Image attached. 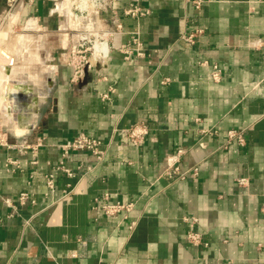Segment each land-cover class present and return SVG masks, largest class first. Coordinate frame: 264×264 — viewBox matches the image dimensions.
Instances as JSON below:
<instances>
[{"label": "crops", "instance_id": "obj_1", "mask_svg": "<svg viewBox=\"0 0 264 264\" xmlns=\"http://www.w3.org/2000/svg\"><path fill=\"white\" fill-rule=\"evenodd\" d=\"M196 1L119 0L120 14L131 4L149 13L121 16L123 34L108 44L138 32L144 56L125 61L113 47L106 68L72 84L69 48L105 20H75L73 0H19L10 11L0 0V33L9 31L0 46L13 58L0 62V128L9 143L31 146L0 148V195L14 206L0 200V264H264V51L255 47L264 0ZM196 30L195 44L181 46ZM140 123L143 143L121 142L116 130ZM231 129L243 131L244 146L226 144ZM81 133L112 144L100 162L70 153L73 175L58 172L49 192L58 145ZM179 150L177 166L197 167L196 177L164 173ZM21 192L35 203L20 205ZM103 194L133 203L126 219L91 209ZM185 217L197 218L201 245L187 241Z\"/></svg>", "mask_w": 264, "mask_h": 264}, {"label": "built area", "instance_id": "obj_2", "mask_svg": "<svg viewBox=\"0 0 264 264\" xmlns=\"http://www.w3.org/2000/svg\"><path fill=\"white\" fill-rule=\"evenodd\" d=\"M19 0H7L8 11H10L13 6ZM32 3L34 0H28ZM119 0H73V11L75 12V20H79L87 17L89 14L95 16L96 18H102L105 20V29H89V38L85 43L80 42L71 46L68 50L66 57V64L71 69L70 83L78 84L80 83L86 75V72L99 67L100 70L106 68V66L111 61L110 50L113 48L123 55L125 61H129L132 56L143 57L144 52L141 47L142 44L139 39L138 32L130 34V40L126 44L109 46V40L118 35L123 34V24L122 17H128L133 19H139L149 13L148 10L143 9L137 4H131L129 7L122 10L121 14L115 9V4ZM195 3L196 8L200 7L201 1L197 0ZM122 16V17H121ZM202 30H196L191 34H182L179 37V43L184 48H190L195 44L198 35L202 34ZM98 46L95 48V46ZM255 47L259 50L264 51V38L259 39ZM12 57V56H11ZM0 59L4 60L9 66L12 65V58L9 56H4L0 53ZM211 78L215 82H219L221 78V68L214 64L212 65ZM167 81V80H166ZM104 99H108V95H103ZM120 132V133H119ZM116 133L121 136V142H126L131 146H140L144 137L147 135L148 131L144 124H136L129 128L123 129L121 131L116 130ZM231 142H236L239 146L245 145V139L243 131L239 130H228L226 133V144ZM112 141L103 142L102 140L94 137L87 136L83 133L64 141L58 145L61 152L62 160L58 165L54 166L44 177L45 185L49 192H54L55 190V177L58 172H61L68 177H71L73 173L71 170L66 168L64 164V159L70 153L76 152H86L91 154L97 162H100L105 157L107 151L109 150ZM123 144V143H121ZM21 148L28 149L31 148L29 144L17 145L9 143L7 134L0 128V148ZM182 150L177 151V153L166 160V167L164 173L170 177H176L179 180H184L188 177H196L198 175V168L194 167L191 170L181 171L177 166ZM35 163V162H33ZM16 161L8 159L5 162L7 170L13 172L14 170L11 166H15ZM239 185H245V179H239ZM72 194V190L67 188L62 191V196L60 200H67ZM0 200L3 201L7 206H14L10 201L5 200L0 195ZM34 204L35 201L30 194L27 192H21L18 195V203L24 205L26 203ZM91 209L93 211H100L108 217H115L120 214H124L123 218H127L126 215L133 209V203H124L120 201L111 202L109 200L108 194H103L101 197H96L93 199ZM260 212L264 215V202L261 204ZM183 221L188 226L187 231V241L193 245L198 246L202 244V236L200 233L195 231V226L198 223L197 218L185 217ZM135 223H131L129 228L132 230Z\"/></svg>", "mask_w": 264, "mask_h": 264}, {"label": "rangeland", "instance_id": "obj_3", "mask_svg": "<svg viewBox=\"0 0 264 264\" xmlns=\"http://www.w3.org/2000/svg\"><path fill=\"white\" fill-rule=\"evenodd\" d=\"M7 27H5L4 26V28H2L3 30L4 29H6ZM10 35H11V33H10ZM8 36H9V31L8 30H4V31H2L1 33H0V38H4L5 40L8 38ZM3 52L5 55L4 56H9V59L10 58H12L11 57V54L8 52V50H7V48H5V47H3V46H0V52ZM13 59V58H12ZM0 62H3V61H1V59H0ZM5 62V61H4ZM12 62H13V60H12ZM1 66V65H0ZM3 66V65H2Z\"/></svg>", "mask_w": 264, "mask_h": 264}, {"label": "bare ground", "instance_id": "obj_4", "mask_svg": "<svg viewBox=\"0 0 264 264\" xmlns=\"http://www.w3.org/2000/svg\"><path fill=\"white\" fill-rule=\"evenodd\" d=\"M98 46L96 45L95 48H97ZM2 55H5L2 51L0 52Z\"/></svg>", "mask_w": 264, "mask_h": 264}]
</instances>
